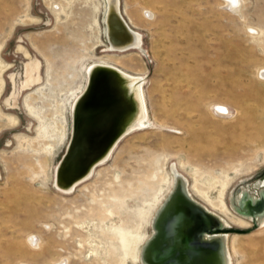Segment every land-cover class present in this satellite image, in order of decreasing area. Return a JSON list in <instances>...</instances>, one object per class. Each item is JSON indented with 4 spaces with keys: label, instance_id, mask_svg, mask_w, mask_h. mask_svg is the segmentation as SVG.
I'll return each mask as SVG.
<instances>
[{
    "label": "rangeland",
    "instance_id": "rangeland-1",
    "mask_svg": "<svg viewBox=\"0 0 264 264\" xmlns=\"http://www.w3.org/2000/svg\"><path fill=\"white\" fill-rule=\"evenodd\" d=\"M241 2L237 15L225 0H119L141 51H113L103 0H0V264H142L174 170L225 222L231 264H264V226L234 208L264 192V0ZM96 62L144 80L152 126L63 193Z\"/></svg>",
    "mask_w": 264,
    "mask_h": 264
},
{
    "label": "bare ground",
    "instance_id": "bare-ground-1",
    "mask_svg": "<svg viewBox=\"0 0 264 264\" xmlns=\"http://www.w3.org/2000/svg\"><path fill=\"white\" fill-rule=\"evenodd\" d=\"M118 1L103 0L109 48L113 51H141L140 36L130 30L120 17ZM241 1L225 0L227 8L237 15L240 14ZM4 68L5 66L1 67L2 70ZM143 85L144 80L140 76L131 75L109 64L96 62L88 67L84 89L72 107L71 140L67 144L66 156L55 172L54 183L59 191L72 192L86 182L97 167L111 158L117 145L127 135L152 126ZM214 112L218 115L220 112H229L230 115V110L226 107H216ZM226 186L227 184L222 185L218 197L224 214L227 212L223 201ZM185 189L188 192L186 182L177 178L175 173L173 192L169 198L172 203L161 209L153 220L157 225L155 236L141 250V263L169 264L158 260L161 259L160 251L171 243L166 231L177 229L182 219H185L184 237L194 252L189 264H231L226 237L213 243H203L207 237L198 232L205 218L195 213L190 214L191 211L184 209L183 205L176 208L177 204H181L180 200H183L180 193ZM245 199L241 202L243 215L249 218L254 215L257 223L264 226V197L259 200ZM198 240L199 243H193Z\"/></svg>",
    "mask_w": 264,
    "mask_h": 264
},
{
    "label": "water",
    "instance_id": "water-1",
    "mask_svg": "<svg viewBox=\"0 0 264 264\" xmlns=\"http://www.w3.org/2000/svg\"><path fill=\"white\" fill-rule=\"evenodd\" d=\"M119 15H120V13H119ZM120 17L122 18L121 15H120ZM123 21H124V19H123ZM127 26H128V24H127ZM128 28L131 30V28L129 26H128ZM107 41H108V44L110 45V41L108 40V38H107ZM174 172H175V170H174ZM175 173L177 174V178H181V179L185 180L179 173H177V172H175ZM170 195H171V193L165 199L166 202H164V203L166 205L160 207V210L161 209L163 210L168 204L170 205L172 203L171 200H169V197H171ZM180 196L183 198V200H180L181 204L180 203L177 204L176 208H179L180 206L183 205V206H185L184 209H188L192 212V213L190 212V214L195 213L196 215H200V216L202 215V217L205 218L202 221L201 228L198 232V234H202V235H205L207 237V240L203 243H210V242L213 243V242L218 241L219 239L226 237V235L223 233V228H224L225 224L220 220V218H218L217 216L212 214L210 211H208L206 208H204L203 206L198 204L196 201H194L186 189H185V191H182L180 193ZM243 196H247V195L244 193ZM263 197H264V192H261L259 198H263ZM249 198L253 199L252 197H249ZM259 198H257V199H259ZM234 208L239 213H242L241 212L242 208H240L238 202L234 205ZM195 214H193V215H195ZM252 217L255 218L254 215ZM171 220H173V218ZM185 221H186L185 219L184 220L182 219V221L180 222V226H178L177 229H174L171 232L166 231L167 237H169L171 239V243H170L169 247L162 249L160 251L161 255L159 256V258H161V259L157 258L158 260H160L159 262H168L169 264H189V262H191L193 260V253L194 252L192 250V247L189 246L186 238L184 237ZM219 222H220V224H219ZM153 223L151 226L152 231H153L152 235L154 234V231H156V226H157L155 223L154 224ZM208 223H210V224H208ZM150 240H148V241H150ZM199 242H200L199 240L193 241V243H199Z\"/></svg>",
    "mask_w": 264,
    "mask_h": 264
},
{
    "label": "flooded vegetation",
    "instance_id": "flooded-vegetation-1",
    "mask_svg": "<svg viewBox=\"0 0 264 264\" xmlns=\"http://www.w3.org/2000/svg\"><path fill=\"white\" fill-rule=\"evenodd\" d=\"M260 199V198H259ZM259 199H255V200H259Z\"/></svg>",
    "mask_w": 264,
    "mask_h": 264
}]
</instances>
